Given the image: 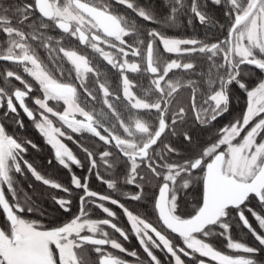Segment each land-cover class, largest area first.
<instances>
[{"label":"snow or ice","instance_id":"snow-or-ice-1","mask_svg":"<svg viewBox=\"0 0 264 264\" xmlns=\"http://www.w3.org/2000/svg\"><path fill=\"white\" fill-rule=\"evenodd\" d=\"M166 2L169 11L162 17L136 0L0 4V61L12 66L0 71V110L23 129L22 110L54 150V160L70 173L69 186L42 174L24 158L28 146L38 150V145L9 134L0 122V264H264V0ZM210 6L224 8L225 23L210 14ZM182 16L188 26L198 21L223 38L168 35ZM140 21L156 26L146 28ZM198 61L205 65L200 70ZM102 64L118 74L119 92L112 90ZM256 71L262 78L249 87L246 77ZM129 73L147 77L148 86ZM233 86L246 96L245 108L212 142L187 156L163 142L167 135L182 136L192 145L194 127L207 128L229 112ZM184 90L186 103L180 96ZM69 130L90 134L102 145L94 152L73 141L85 154L88 173L107 189L133 186L135 192H123L131 201L155 189L152 209L159 227L113 195L92 190L89 175L72 171L84 164L64 143L73 140ZM101 168L123 172L119 179L106 178ZM28 174L64 194L50 198L65 213L72 212L73 190H81L78 212L60 225H46V211L17 179ZM196 187L193 211L181 214L182 196ZM28 188L34 190V183ZM107 204L121 210L128 230L114 222L117 213ZM91 208L104 217L92 218ZM234 226L246 229L255 245L234 238ZM115 234L123 241L134 236L144 257ZM213 237H223L229 251L214 247Z\"/></svg>","mask_w":264,"mask_h":264},{"label":"trees","instance_id":"trees-1","mask_svg":"<svg viewBox=\"0 0 264 264\" xmlns=\"http://www.w3.org/2000/svg\"><path fill=\"white\" fill-rule=\"evenodd\" d=\"M136 2L144 6L146 8H150L158 17H162L166 15L169 11L168 5L166 0H136ZM121 11H127L130 15L134 16V13H131V10H126L123 7L120 9ZM210 14L218 20L220 23H225L224 17V8L222 6H210L209 8ZM139 19V18H137ZM181 24L177 27H172L167 29L168 35H175V36H183V37H198L200 39L210 38L211 41L219 38L222 39L224 33L220 32L218 29L208 30L204 26L200 25L198 21H194L192 26L187 25V18L182 16ZM145 25L146 28L155 27L156 25L149 24L147 22L140 21ZM207 34V36H206ZM45 56L44 51L42 52V57ZM203 61H198V69L204 67ZM102 67L103 64H102ZM105 70L107 75H114L116 72L115 70L111 69L109 66H105ZM117 74V73H116ZM130 79L136 81L137 83L143 84L144 87H147L148 78L137 76L136 74L129 73ZM262 78V74L259 71H256L252 76L246 77V80L249 83V87L254 86L259 79ZM114 81V80H113ZM139 92L138 89H135ZM140 94V92H139ZM189 93L187 90H184L180 93L182 101L186 103L187 97ZM246 96L243 92H241L236 86L232 88V103L230 110L227 114H225L222 118H218L217 121L213 122V124L207 128H201L199 126L194 127L190 134L193 137L194 143L192 145H188L183 141V137H173L171 135H167L163 138L164 143H170L172 146L176 147L181 155L187 156L192 153L193 150L203 147L215 139L214 133L222 126L227 124L229 121H232L234 117L238 116L245 108ZM3 110H0V120L4 123L6 130L9 134L19 137L21 139H30L36 145H38V150L33 149L28 146V151L25 154L24 158L29 160V162L33 163L35 167L42 174L46 175L47 177L59 182L65 186L70 185V173L67 169H64L62 166L58 164L54 160V150L48 145L45 141V138L40 134V132L34 127L32 121L27 118H23L24 121V128H19L11 119H5L3 117ZM75 141H79V143L83 144L84 146L90 147L91 150L94 152L97 150H102L101 144L97 142L96 138L91 136L87 137L83 135H75ZM71 147L74 150V154L77 155L79 159H81L82 163L84 164L83 168H79L73 166L72 171L79 177L83 178L85 175H89V186L92 190L97 191L101 194H111L114 197L121 200L126 206H128L132 211L135 213H139L149 221H153L157 225L158 222L156 220V215L152 209V197L156 194L154 188H147L146 189V197L141 201H131L125 199L123 196V192L126 191H133V186L130 185H123L122 183L119 185L120 191L119 192H112L111 190L107 189L106 184H102L95 178L94 174L88 173V161L85 157V154L81 151L80 147L77 143L69 140L68 141ZM162 146V145H161ZM113 151H115L113 149ZM178 159V157H174ZM53 160L52 164H49L48 161ZM101 173L105 175L106 178H117L119 179L122 175L123 170L119 169L115 173H105L104 169H100ZM18 180L20 181L21 185L24 189L29 192V195L36 201L37 204L41 205L42 208L46 211L47 216L44 219V223L49 226H56L66 222L68 219L71 218V215L76 214L79 209V201L78 196L82 195L81 190H73V207L71 213H65L59 209L57 205L53 203L51 200L52 195L61 196L64 195L63 193L59 192L58 190L47 188L46 186H42L38 182H34L33 178L30 174H28L27 179H22L21 177L17 176ZM29 183H34V190L28 188ZM155 183V182H154ZM136 191V190H135ZM193 194H199V187H196L192 191ZM189 195V193L187 194ZM198 199V197H197ZM107 206L111 207L117 213L118 222L121 224L125 229L128 230V225L126 223L125 216L122 214L121 210L113 205L107 204ZM252 206L255 208L257 207L256 201H252ZM92 213V218H103L104 214L95 208L90 209ZM187 215V213L185 214ZM250 222L253 223V226H256V222L253 220L249 213H246ZM27 218H36L32 214H27ZM4 223V216L0 213V225L3 226ZM232 235L236 239L242 240V242H246L249 245H255L254 238L251 236L250 233L247 232L246 229H241L238 227H233ZM120 240L125 244V246L129 249L137 248L138 252L144 257V253L142 249L139 247V244L136 238L130 235L129 241H123L121 238ZM178 239H175L177 241ZM210 242L221 251L228 252L229 250L226 247V240L223 237H213L210 238ZM119 255L120 254L117 252ZM126 256V255H124ZM93 259L95 257L93 256ZM260 259L264 260V254L261 255Z\"/></svg>","mask_w":264,"mask_h":264},{"label":"flooded vegetation","instance_id":"flooded-vegetation-1","mask_svg":"<svg viewBox=\"0 0 264 264\" xmlns=\"http://www.w3.org/2000/svg\"><path fill=\"white\" fill-rule=\"evenodd\" d=\"M20 2V0H0V4H3L4 6H8V5H11V4H14V3H19ZM42 52H43V50H41V52H40V55L42 56ZM103 66H104V68H105V66L106 65H104L103 64ZM6 67H12L11 65H8V64H6L5 62H2V61H0V71H4V69L6 68ZM110 67V66H109ZM108 76V78H109V80L111 81V83H112V90L113 91H115V92H119V88L117 87V85H118V83H119V77H118V74H114V75H112V74H110V75H107ZM114 80V81H113ZM14 83H16L17 84V86H20L19 85V83L18 82H14ZM143 85H144V82H143ZM0 86H4L3 85V82L2 81H0ZM147 86H148V82H147ZM134 91H137V90H135L134 89ZM137 94L139 95V92L137 91ZM33 95H39V92H34L33 93ZM28 104H29V106L31 107V106H33L32 105V102H31V100H29L28 101ZM55 104V102H50V105H54ZM97 107L99 108V105H97ZM57 108H58V110H62V105L61 106H57ZM119 110V109H118ZM122 115H126L125 113H123L122 112ZM20 118L21 119H23V118H27L25 115H24V113L22 112V110H21V113H20ZM79 118V117H78ZM28 119V118H27ZM0 122H1V120H0ZM69 133H70V130H69ZM71 135H73V137H75V135H79L80 136V134H72V133H70ZM84 136H87V137H89L90 136V134H87V133H85V134H83V137ZM101 147H102V145H101ZM72 151L74 152V150H73V148H72ZM22 179H24L23 177H21ZM18 179V178H17ZM135 187H133V191H127V192H135ZM197 197H198V194L196 193V194H193L192 192L191 193H189V195H184V196H182V199H181V214H183V215H185L186 213L187 214H189V213H191L192 211H193V207H194V205H196V203H197ZM107 206V205H106ZM126 207H128V206H126ZM129 208V207H128ZM130 209V208H129ZM131 210V209H130ZM134 212V211H133ZM125 219H126V217H125ZM150 222H152L153 224H155L157 227H159V225H157L156 223H154L153 221H150ZM126 223H127V227H128V229L130 228V225L128 224V222H127V219H126ZM1 226V225H0ZM120 226V225H119ZM122 226V225H121ZM122 239V238H121ZM137 240V239H136ZM138 242V241H137ZM123 243V242H122ZM175 243H177V244H182V242L178 239L177 241H175ZM124 244V243H123ZM124 247L125 248H127L126 246H125V244H124ZM127 249H129V248H127ZM129 250H136V251H138V249L137 248H133V249H129ZM115 254H117V252L115 253ZM117 255H119V254H117ZM157 255L158 256H160L161 257V259L163 260L164 259V255L162 254V253H159V252H157ZM142 257V256H141ZM124 258L125 259H128L129 261H133V258H131V257H127V256H124Z\"/></svg>","mask_w":264,"mask_h":264},{"label":"rangeland","instance_id":"rangeland-1","mask_svg":"<svg viewBox=\"0 0 264 264\" xmlns=\"http://www.w3.org/2000/svg\"><path fill=\"white\" fill-rule=\"evenodd\" d=\"M57 126H59V123L57 122ZM70 134V133H69ZM69 140L67 139V138H64V143H66L67 145H68V147L72 150V147H71V145H70V143L68 142ZM71 141H75V139H74V137H73V140H71ZM115 222V221H114ZM119 224V223H118ZM120 226H121V224H119ZM121 227H123V226H121ZM124 228V227H123ZM125 229V228H124ZM125 230H127V229H125ZM111 231V230H110ZM115 236H116V238L117 239H120V237H119V234H115ZM122 242V241H121Z\"/></svg>","mask_w":264,"mask_h":264}]
</instances>
